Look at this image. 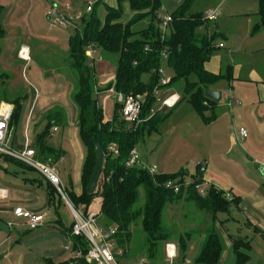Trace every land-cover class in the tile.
<instances>
[{
  "label": "trees",
  "instance_id": "trees-1",
  "mask_svg": "<svg viewBox=\"0 0 264 264\" xmlns=\"http://www.w3.org/2000/svg\"><path fill=\"white\" fill-rule=\"evenodd\" d=\"M122 1L124 0H118L116 8H106L103 22L94 14L87 20L83 19L82 29L75 27L74 34L69 38L67 63L75 72L71 98L77 108L76 125L86 156L81 168L82 192L76 195L72 190L64 189L63 193L65 192L74 208L80 204L88 208L94 199H98V222L105 228H116L113 240L116 249L121 250L120 256L116 254L119 262L138 253L146 256L148 264H156L158 260L165 259V246L174 243L173 240L177 241L179 256L184 260L189 233L179 232L176 235L175 229L164 223L163 216L169 203L181 200L193 202L197 209L210 214L213 223L204 229L202 245L190 264H217L222 245L213 225L214 220L217 213L227 211L235 199H226L223 191L213 185L209 186L205 196L199 195L194 188V185L201 181L198 164L196 174L188 181L184 171L176 174L159 173L152 177L145 169L139 166L127 167L125 162L138 139L142 138L145 132L154 130L183 100L187 101L205 122L214 120L216 115L213 104L216 101L209 99L205 92L218 80L230 78L232 68L228 67L226 74L218 75L205 69L204 65L211 56L213 39L218 30L211 36L200 33L199 30L205 26L207 19L204 12L192 11L195 0H182L170 13L171 21L164 36L158 28V24H161V18H158L161 0H126L133 12L127 22L122 20ZM258 4L259 20L254 24L253 31L264 26V0H258ZM2 10L3 6L0 5V17ZM147 16L151 17L147 28L140 31L131 29L135 23ZM153 22H156L157 26ZM4 37L5 30L0 22V40ZM89 46L113 57L116 63L114 81L108 83L103 90L113 89L125 96L143 94L144 101L139 115L144 120L143 123L134 128V124L117 116L121 105L116 100L112 120L104 119L103 110L96 97L101 88H98L94 67L86 55ZM1 50L0 46V54ZM162 53H165V57ZM162 58L166 59L172 71V77L166 85L160 84L159 69ZM5 77V72L0 71V81ZM180 82L183 87L179 100L163 113L152 111V104L156 102L154 90L172 89ZM24 97V93H18L14 97L7 98L4 95L0 98V102H8L13 106L8 125L18 121ZM206 111H209L208 117L204 116ZM44 118L47 124L35 137L32 147L42 161H47L48 158L56 161L59 153L47 145V137L51 121L64 119V115L59 108H53L47 111ZM96 144L101 146L104 163L96 190L90 194L86 189L96 159ZM111 144L117 147V155L108 152ZM3 157L16 161L7 156ZM170 179L188 181L190 184L181 186L180 191L174 193L164 187V182ZM140 187L144 191V202L136 206ZM46 190L48 204L54 208L59 221L58 208L63 204L62 196L47 180ZM72 224L73 221L65 232L71 240V249L74 252L80 251L82 256L58 262L48 260L47 264H90L83 256L88 250L87 241L83 236L71 234ZM139 230L143 234L140 242L133 237ZM232 248L236 264H246L249 258V243L241 237L232 238ZM142 263L145 264L144 261Z\"/></svg>",
  "mask_w": 264,
  "mask_h": 264
},
{
  "label": "rangeland",
  "instance_id": "rangeland-1",
  "mask_svg": "<svg viewBox=\"0 0 264 264\" xmlns=\"http://www.w3.org/2000/svg\"><path fill=\"white\" fill-rule=\"evenodd\" d=\"M89 1L92 2V11L86 10ZM181 1L161 0L162 5L158 11V18L172 13ZM116 4V0H0V5L3 6L0 22L5 30V37L0 40L2 49L0 71L6 74V77L1 80L2 82L0 81V98L4 95L7 98L14 97L18 93L25 94L27 91L29 93L28 97L22 99V101H25L23 102L21 116L15 129L16 135L23 137L24 119L30 101L35 95L34 90L37 91V98L40 97L44 99L43 101L48 98L47 93L52 85L51 73L56 75L55 78L59 81L63 79V81L71 84L75 78L74 70L67 63L69 38L74 33L69 29L59 28L58 25L50 20L49 12L52 9V5H56L58 10L64 12L67 18L73 19V24L77 28L82 29L83 19L87 20L94 14L103 22L106 8L111 6L116 8ZM121 10L122 20L127 22L131 17L132 11L126 0L121 2ZM192 11H202L204 14L213 11L218 16L216 20H207L205 26L199 30L200 33H206L211 36L216 32L215 27H219L213 39V50L218 42L229 46V37H226V34H239L238 22L252 19V26H254L255 22L259 20L258 0H195ZM150 23L151 17L147 16L135 23L131 29L140 31L147 28ZM153 24L156 25V22H153ZM158 28L163 31L161 24H158ZM167 31L166 29V34ZM20 43H25L31 51L29 55L30 62L28 61L26 68H24L25 61L19 60L18 57ZM256 57H261V55L256 54L254 59ZM89 58L91 65L94 67L97 84L105 87L108 83L114 81L116 63L113 57L95 48V53ZM160 69L164 73L163 78L170 79L172 77V71L168 67L165 58H162ZM45 70H49V72L47 73ZM182 87L183 84L180 82L173 90L177 91L181 96ZM217 87L221 88V85ZM115 93V91L109 92L101 89L96 95L98 104L103 110V117L107 121L112 120L114 115ZM139 95L143 96V94ZM226 100L223 97L220 104H225ZM159 102L152 104V111L157 110L160 114L169 107L158 109ZM70 108L74 113L75 108L71 103ZM119 113L118 111L117 116L121 117ZM204 116L208 117L209 113L206 111ZM143 121L142 117H139V121L134 124V128L138 124L143 123ZM213 121L205 122L187 101H181L170 116L161 121L154 130L145 132L143 137L138 139L135 147L139 152L140 159L148 165H156L160 173L176 174L184 171L185 179L188 181L192 175L196 174V166L199 162L202 164L208 163L213 169L219 170L225 178L239 186L246 187L245 184L248 185L250 182L258 187L256 188L258 191L263 189L261 186L264 183V174L245 158L246 152L237 142L234 147V151L236 150L235 155L229 152L226 153L231 145V134L234 132L232 126L226 120ZM235 129H238V125ZM0 166H8L9 169L19 172L20 175L39 177L38 172L34 169L8 162L1 157ZM143 202L144 191L140 187L136 206L142 205ZM93 203H95V199ZM70 204L74 208L71 202ZM75 209H80L84 212L91 211L89 207L85 208L83 204L78 205ZM165 209L164 223L168 227H173L176 235L179 232L180 234L188 232L189 239L184 253V260L179 256L177 241L173 240L176 245L175 257L172 259L164 257L163 261L158 260L156 264H190L194 261L201 247L204 229L213 223L210 214L197 209L193 202L183 200L169 203ZM59 212L62 223L50 221L51 223H45V227L53 229L61 237H64V227L70 225L73 216L65 204L60 206ZM219 215L225 216L224 214ZM98 224L100 223L98 222ZM243 226V220H241V225L235 226L233 223H226L224 224V229L227 233H232L236 235L235 237H239L246 234L245 229L242 228ZM28 234L22 235L20 238H25ZM218 234H220L219 238H221V253L223 254L227 250L228 258H225L223 264H232L233 253L231 248L226 247L225 240L219 231ZM30 237L31 235L27 236V239ZM133 237L140 242L143 234L139 230ZM258 251L257 248H254L250 264H264V259L261 258L263 261L260 259ZM68 256L66 259H69ZM138 260L140 261L138 262ZM143 261L148 264L146 256L134 253L133 257L118 262L119 264H136ZM41 264L46 263L41 261Z\"/></svg>",
  "mask_w": 264,
  "mask_h": 264
},
{
  "label": "crops",
  "instance_id": "crops-1",
  "mask_svg": "<svg viewBox=\"0 0 264 264\" xmlns=\"http://www.w3.org/2000/svg\"><path fill=\"white\" fill-rule=\"evenodd\" d=\"M116 2V6H118V0ZM111 7L113 8V6ZM252 23V19L238 22L237 27L240 33L237 35L226 34V37H229V46L223 44L222 47H219L218 44L221 42H218L204 66L208 72L216 75L226 74L228 67L232 68L230 78L220 79L209 87V89L221 91V99L223 97L227 99L225 104H220L221 99L213 104L216 115L213 122L226 120L232 126L234 132L231 134V145L226 153L235 155L234 147L237 142L246 152L245 158L264 174V26L253 31ZM59 28L67 29L60 26ZM21 46L27 47L30 55V48L25 43H20L19 48ZM93 53H95V48H93L92 55ZM256 54L261 57L254 59ZM19 60L22 59L19 58ZM25 63L24 68L27 67L28 62L25 61ZM45 71L49 72V70ZM55 77L56 75L51 73L52 85L45 101L40 97L37 98V91L34 90L35 95L30 101L24 119L23 137L15 134L25 100L21 102L18 121L9 125L10 145L14 149H19L23 147L26 137H28L32 147L35 137L43 131L47 124V120L44 118L47 111L53 108L62 110L64 119L51 121L47 137V145L59 153V158L56 161L48 158L47 162L57 169L62 189L72 190L76 195H79L82 192L81 168L86 151L78 135L77 108L71 98L73 86L63 79H60L61 84ZM97 85L101 89L104 87L101 84ZM219 85L221 88L217 87ZM107 91L113 92V89ZM164 91L166 93L171 91L170 93L179 95L173 88ZM28 94L27 91L25 97H28ZM70 103L75 108L74 113L70 108ZM207 112L209 113V111ZM237 125L238 128L244 127L247 130V137L243 142L238 139L237 129H235ZM5 160L27 167L17 160ZM0 171H2L0 172V191L5 193L4 197L0 196V264H41V261L47 264L48 260L58 262L66 260L68 255H70L69 258L74 257L75 252L71 249V240L65 232L67 227H64V237H61L53 229L45 227V223L50 221L62 223L61 217L58 221L54 208L48 204L46 179L39 173L38 178L20 175L19 172L9 169L8 166H0ZM205 178L210 185L222 190L226 199H235L227 211L217 213V215L224 214L225 216L216 215L213 224L218 237L220 236L219 231L225 240L226 247L231 248L232 264L234 262L236 264V256L232 248V238H236V235L227 233L224 224L233 223L237 226L241 225V220H243L242 228L245 229L246 234L238 236L250 245L246 264H250L254 248L259 250L260 259H264V183L261 186L263 189L259 191L256 189L258 187L250 182L248 185L244 183L246 187L239 186L209 165ZM64 196L67 200L65 192ZM97 201L96 198L95 203L92 202L89 206V209L96 214L99 211ZM67 202L70 204L68 200ZM67 202L63 199V204L69 208ZM15 207L43 214V224L35 229H29L24 219L13 215L12 211ZM8 223H12L11 229ZM26 234L31 237L20 238ZM225 258H228L227 250L223 254L221 253L217 264H223Z\"/></svg>",
  "mask_w": 264,
  "mask_h": 264
},
{
  "label": "built area",
  "instance_id": "built-area-1",
  "mask_svg": "<svg viewBox=\"0 0 264 264\" xmlns=\"http://www.w3.org/2000/svg\"><path fill=\"white\" fill-rule=\"evenodd\" d=\"M87 11L92 10V2H88ZM50 20L62 27L73 30L75 25L73 24V19L66 17L65 13L58 10L56 5H52V9L49 12ZM205 18L207 20H215L217 15L213 11L205 13ZM171 21L170 14H167L161 18V26L163 31L161 34L164 36L167 29L168 23ZM219 47L223 44L219 43ZM93 47L89 46L87 48L86 54L88 57H92ZM165 57V53H162ZM18 57L26 62L29 61V51L27 47L21 46L18 49ZM160 74V84L166 85L169 79L163 78L164 73L159 69ZM163 94V95H161ZM154 95L156 96V102L160 101L158 104V109L163 107H172L180 98L176 93H166L164 90H154ZM162 96V98H160ZM115 100L120 103V115L128 123L137 124L139 121V115L142 107L144 97L141 95H122L121 93H115ZM13 106L8 102H0V154L7 156L9 158L15 159L22 162L26 166L37 171L43 178H45L51 185H53L62 198L67 202L63 189L61 186L60 178L57 169L47 161L40 160L35 150L29 144V138L26 137L25 144L19 149H14L10 145L11 133L9 131L8 122L12 113ZM237 136L240 142H243L247 137V130L244 127H239L237 129ZM108 152L117 155L118 149L114 144L109 145ZM127 167L139 166L145 169L152 177L159 174L156 165H148L140 159V155L136 147L132 148L129 152L127 160L125 162ZM264 165V162H263ZM199 172L201 173V181L194 185L195 190L199 195L205 196L207 194L208 188L210 186L209 181L205 178L206 171L208 169V164L198 163ZM190 182L184 181L179 182L176 179H170L164 182V187L177 193L180 191L181 186H188ZM4 191H0V196L4 197ZM70 211L73 216V224L71 227V234L76 236H83L88 244V250L83 255L86 262L90 264H119L116 259V254L121 255V250L116 249L113 236L116 232V228L111 226L105 228L98 224L97 214L93 211L84 212L80 209H75L71 204L67 202ZM13 215L17 218H22L29 229H35L44 222V215L40 213H33L29 210H25L21 207H15L13 209ZM9 228L12 227V223H8ZM165 253L168 259L175 257L176 245L174 243H168L165 246ZM80 251L75 252V257H81ZM142 264V263H136Z\"/></svg>",
  "mask_w": 264,
  "mask_h": 264
},
{
  "label": "water",
  "instance_id": "water-1",
  "mask_svg": "<svg viewBox=\"0 0 264 264\" xmlns=\"http://www.w3.org/2000/svg\"><path fill=\"white\" fill-rule=\"evenodd\" d=\"M215 29L218 30V26H216ZM205 95L209 99L214 100L216 102L221 99V91L207 89L205 92ZM95 157L96 159H95L94 167L89 177V181H88L87 189H86L87 193H90V194L94 193L96 190L97 183L101 176L103 163H104L103 151L99 144L95 145Z\"/></svg>",
  "mask_w": 264,
  "mask_h": 264
}]
</instances>
